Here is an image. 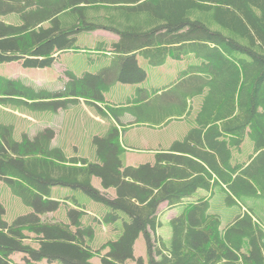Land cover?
<instances>
[{
  "label": "trees",
  "instance_id": "16d2710c",
  "mask_svg": "<svg viewBox=\"0 0 264 264\" xmlns=\"http://www.w3.org/2000/svg\"><path fill=\"white\" fill-rule=\"evenodd\" d=\"M99 30L117 36L104 42L106 50L104 43L97 44L107 65L81 77L66 72L64 87L45 95L86 99L97 116L116 123L136 109L159 125L190 114L194 127L184 141L155 153L153 164L123 167L115 124L105 136H94L90 162L67 158L52 146L49 128L15 141L11 124L0 121V180L31 208L8 223L0 204V264H144L133 255L140 234L148 264H264V225L255 211L243 206L222 229L208 197L197 193L218 186L229 204L236 203L231 195L264 200V0H0V63L47 67L60 53L83 50L76 45L80 33ZM138 54L153 66L167 59L189 63L173 84L138 89L134 109L130 100H107L109 83L137 84L146 78ZM42 94L0 76V103L29 104ZM162 94L167 95L156 102ZM69 101L30 104L60 108ZM247 138L251 154L234 162L232 150ZM56 187L83 192L105 207L104 217L77 204L64 221L44 217V210L55 212L66 199L51 196ZM109 189L113 198L105 192ZM163 203L182 205L169 221L168 247L161 238L158 244L152 241ZM119 219L123 227L116 238L96 232L95 227Z\"/></svg>",
  "mask_w": 264,
  "mask_h": 264
},
{
  "label": "rangeland",
  "instance_id": "374dc122",
  "mask_svg": "<svg viewBox=\"0 0 264 264\" xmlns=\"http://www.w3.org/2000/svg\"><path fill=\"white\" fill-rule=\"evenodd\" d=\"M88 39L95 42L91 43ZM115 39H117L116 35L103 30L89 34L80 33L77 36L76 45L82 48V51L60 53L52 65L43 68L26 67L17 61L0 63V76L16 80L24 87H27V89L30 88L36 93H43L41 97L35 98L34 101H28L29 104L15 102L14 100L8 103H0V121L11 124L13 139L20 141L23 134L32 138L44 129L50 128L52 130V146L61 148L67 158L80 157L92 162L94 159V147L92 145L94 136H105L103 133L104 128H109L115 122L108 118L107 120L102 118L101 121H96L95 117L98 114L96 108L87 103L86 99L82 98L75 99L73 96H68L66 98L71 101L63 106H59L60 108H55L53 105H51L52 107L44 108L30 103L64 101L65 97L46 96L45 93L53 94L61 90L68 81L66 72L71 71L78 77H81L84 73L96 74L99 72L107 63L105 57L102 54H98L100 47L97 44L108 43ZM106 43L102 47L104 50L109 48V45ZM101 52L104 53L103 51ZM136 58L139 65L145 69L146 78L137 84L117 81L112 84L109 83V90L104 93L105 98L109 101L130 100V105L133 106V109L138 106V99L141 97L138 89L142 88L151 91L153 88L162 89L173 84L172 82L177 78L178 73L186 70L187 63H189L186 59L178 61L167 59L163 65L153 66L140 54ZM166 95L162 94L156 102L162 101ZM189 115L181 121L179 126L188 129L193 127V123H190L192 115ZM171 129L172 127L154 128L141 124H137L133 128L124 129L121 135V145L124 148L121 154L123 167L138 166L143 163L153 164L155 162V148L167 145ZM247 143H250L248 138ZM248 149L247 152L242 153V157L247 156ZM92 183L95 188L101 192L104 191L98 178H93ZM105 192L111 198L115 196L113 189ZM197 193L208 197L210 210L219 215L222 229L226 228L242 212L243 206L251 207L264 225V200L261 198H251L246 197V195L233 196L230 194L236 203L229 204L226 199L227 193L221 191L218 186H215L212 192L198 190ZM51 196L66 198L60 202L59 208L56 209L57 211L54 210L55 212H53V209L44 210L46 212L44 217H51L54 222L64 221L69 209H77L75 204L88 211L89 214H101L102 218L106 212L105 207L92 201L79 190L56 187L53 189ZM196 197L197 194H194L191 199H196ZM0 204L5 211L4 220L8 223H11L20 215L29 213L31 210L20 198L12 194L8 185L2 180H0ZM159 208V226L156 229V235H152V241L154 242L156 239L154 244H158L159 238H161L163 245L168 247L171 239L169 221L173 216L181 212L182 205L166 208V204L164 203ZM82 218H85V216ZM110 227L115 232L111 233ZM122 227V221L119 219L117 223L111 225L101 224L95 227V229L97 233L102 231V235L105 236L113 234V237L110 239H114L117 236L114 234H120ZM133 255L135 258H142L144 264H148L147 245L142 234L135 240ZM95 263H98V261ZM126 264L135 263L129 260Z\"/></svg>",
  "mask_w": 264,
  "mask_h": 264
},
{
  "label": "crops",
  "instance_id": "0c3cea01",
  "mask_svg": "<svg viewBox=\"0 0 264 264\" xmlns=\"http://www.w3.org/2000/svg\"><path fill=\"white\" fill-rule=\"evenodd\" d=\"M145 102H146V100H145ZM139 107H141V105ZM138 112H140V111L135 110L134 113L133 112L124 113L123 116L120 118L121 124H123L124 127H126V128H133L137 124L148 125L149 127H154V128H160V127H162L160 125H164V124L165 125L163 127H167V128L172 127L171 133H170V138H168V140H167V145L165 147L159 146V147L155 148V151L156 150L167 151L174 143L184 141L188 135L189 130L192 128L191 127L188 129V128H184V127L179 126L181 121H183V120H182V118H175L176 116L167 118L165 121H163V124L159 125V124L152 122L151 118H149L148 116L145 118L140 117L137 114ZM139 119H142V120L144 119V120L141 121ZM171 119H173V120L171 122H168ZM167 122H168V124H166ZM190 123H191V121H190ZM155 125H159V126H155ZM105 131L106 130H103V133H105ZM247 149L249 150V152L247 153V156H248L252 152V145H251V143H247V139H246L244 141V143H242L239 150H236V148H234L232 150V156H233L234 162L244 161V159H246L247 156L245 155V157H242L241 155L243 152H247ZM175 154H178V153H175Z\"/></svg>",
  "mask_w": 264,
  "mask_h": 264
}]
</instances>
